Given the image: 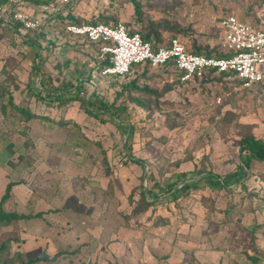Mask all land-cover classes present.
I'll use <instances>...</instances> for the list:
<instances>
[{
  "label": "rangeland",
  "instance_id": "rangeland-1",
  "mask_svg": "<svg viewBox=\"0 0 264 264\" xmlns=\"http://www.w3.org/2000/svg\"><path fill=\"white\" fill-rule=\"evenodd\" d=\"M138 2L67 12L203 53L230 13L264 29V0ZM35 34L0 25V201L13 183L1 207L17 217L0 221V264H264V161L236 176L242 138L264 139V82L103 75L96 45Z\"/></svg>",
  "mask_w": 264,
  "mask_h": 264
},
{
  "label": "built area",
  "instance_id": "built-area-1",
  "mask_svg": "<svg viewBox=\"0 0 264 264\" xmlns=\"http://www.w3.org/2000/svg\"><path fill=\"white\" fill-rule=\"evenodd\" d=\"M72 0H50L29 4L26 0H0V25L15 31H35L44 36L59 35L96 45L100 55L109 56L103 75L123 77L132 67H172L180 81L192 83L207 75L229 76L242 87L264 82V29L237 18L233 13L221 21L223 56L200 54L188 49L179 36L155 45L122 20L107 23L69 21L65 16ZM60 16H64L61 21Z\"/></svg>",
  "mask_w": 264,
  "mask_h": 264
},
{
  "label": "trees",
  "instance_id": "trees-1",
  "mask_svg": "<svg viewBox=\"0 0 264 264\" xmlns=\"http://www.w3.org/2000/svg\"><path fill=\"white\" fill-rule=\"evenodd\" d=\"M1 1H5V0H1ZM49 1L50 0H45V1L32 0V3H34V4L47 3ZM129 1L132 3L135 12L139 13L140 4H139L138 0H129ZM63 17L64 16H60L61 21H63V19H64ZM65 17L69 21L81 22V20H79L78 18L74 17L73 15H70L69 13ZM109 21L110 20L108 19V17H101L99 15H96L90 21H85V22H89V23H97V22L107 23ZM131 30H137V31H139L141 33V31L139 29H133L132 28ZM35 35H36V37H41V38L44 37V35H41L39 33H36ZM141 35H142L143 39L152 41L149 38L148 35H143L142 33H141ZM34 40L37 42L36 39H33L32 41L34 43H35ZM191 50L196 52V53L205 54V55H208V56H210V55H215L217 57L223 56V54L221 52L203 53V52H201L200 49H191ZM108 64H109V56L107 55L106 59L101 62V66L99 67V69H102L104 66H106ZM38 66L39 65H34V69L38 68ZM221 75H223V74H221ZM208 76L209 75H207L206 78ZM223 76H225V75H223ZM19 111H21L22 113L27 114V117L30 116L28 114V112L23 110L22 108H20ZM239 155H240V163H239V165L237 167L238 168V173L236 174V176H237V179H242L247 174L245 169L249 167L251 160H256V161H259V162H263L264 161V139L255 138L254 136H246V137L242 138V140L240 141V153H239ZM135 162L136 163H140L139 160H135ZM215 183H216V185H219L220 182L216 181ZM12 185H13V183H9L6 186L5 193L3 195L2 200L0 201V221H3L4 219L10 220V219L17 218L15 215H12V214H5L4 215L2 213V207H1L2 202L9 197Z\"/></svg>",
  "mask_w": 264,
  "mask_h": 264
},
{
  "label": "crops",
  "instance_id": "crops-1",
  "mask_svg": "<svg viewBox=\"0 0 264 264\" xmlns=\"http://www.w3.org/2000/svg\"><path fill=\"white\" fill-rule=\"evenodd\" d=\"M77 18V17H76Z\"/></svg>",
  "mask_w": 264,
  "mask_h": 264
}]
</instances>
